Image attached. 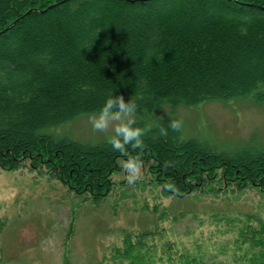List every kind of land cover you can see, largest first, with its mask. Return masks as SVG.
<instances>
[{
	"label": "trees",
	"instance_id": "1",
	"mask_svg": "<svg viewBox=\"0 0 264 264\" xmlns=\"http://www.w3.org/2000/svg\"><path fill=\"white\" fill-rule=\"evenodd\" d=\"M110 95L137 104L133 126L144 130L142 150L127 146L123 156L108 140L56 135L98 114ZM246 98L264 104V0H0L4 170L26 162L44 168L94 204L111 193V177L129 158L175 199L217 193L225 184L264 193V143L217 147L170 129L176 118L154 115L164 106ZM147 235L136 243L125 237L129 264H204L198 253L170 244L156 260L142 242ZM238 237L243 264H264V220L247 216Z\"/></svg>",
	"mask_w": 264,
	"mask_h": 264
},
{
	"label": "rangeland",
	"instance_id": "2",
	"mask_svg": "<svg viewBox=\"0 0 264 264\" xmlns=\"http://www.w3.org/2000/svg\"><path fill=\"white\" fill-rule=\"evenodd\" d=\"M154 115L176 118L184 138L217 147L264 143V104L250 98L173 111L164 106ZM89 117L64 124L56 135L91 144L114 135L111 128L94 131ZM120 166L100 204L76 195L44 168L31 170L27 162L12 171L0 167V264H129L122 255L125 237L136 243L144 231V247L152 248L156 260L170 244L173 250L198 253L204 264H243L245 250H236L238 229L249 215L264 220V193L225 184L216 186L217 193L175 199L149 182L146 165L132 184Z\"/></svg>",
	"mask_w": 264,
	"mask_h": 264
},
{
	"label": "clouds",
	"instance_id": "3",
	"mask_svg": "<svg viewBox=\"0 0 264 264\" xmlns=\"http://www.w3.org/2000/svg\"><path fill=\"white\" fill-rule=\"evenodd\" d=\"M136 110L137 104L130 100L126 101L123 95H110L99 113L90 115L89 123L92 125L93 130L98 132H107L111 128L114 135L108 138V143L114 151L120 152L123 156H128L127 146L141 150L144 147L142 140L144 130L133 126L135 124L133 117ZM168 127L178 132L182 128V122L171 120ZM160 134L167 136L168 130L161 128ZM165 166H169V162H166ZM122 168L127 173L129 184L140 178L141 163L139 160L129 158L122 163ZM167 187H171V185Z\"/></svg>",
	"mask_w": 264,
	"mask_h": 264
}]
</instances>
